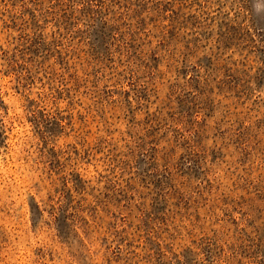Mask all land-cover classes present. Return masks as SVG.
<instances>
[{
  "label": "rangeland",
  "instance_id": "1",
  "mask_svg": "<svg viewBox=\"0 0 264 264\" xmlns=\"http://www.w3.org/2000/svg\"><path fill=\"white\" fill-rule=\"evenodd\" d=\"M0 264H264V0H0Z\"/></svg>",
  "mask_w": 264,
  "mask_h": 264
}]
</instances>
